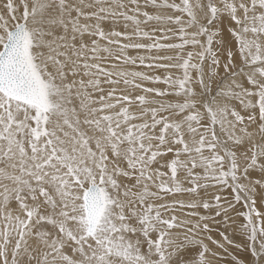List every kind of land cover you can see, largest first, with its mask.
I'll return each mask as SVG.
<instances>
[{"label": "snow or ice", "instance_id": "1", "mask_svg": "<svg viewBox=\"0 0 264 264\" xmlns=\"http://www.w3.org/2000/svg\"><path fill=\"white\" fill-rule=\"evenodd\" d=\"M0 264H264V0H0Z\"/></svg>", "mask_w": 264, "mask_h": 264}]
</instances>
